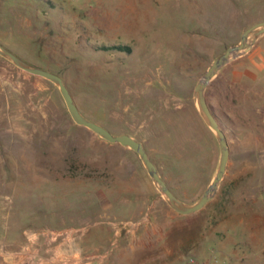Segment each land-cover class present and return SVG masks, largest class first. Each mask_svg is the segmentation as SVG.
Wrapping results in <instances>:
<instances>
[{"label":"rangeland","instance_id":"1","mask_svg":"<svg viewBox=\"0 0 264 264\" xmlns=\"http://www.w3.org/2000/svg\"><path fill=\"white\" fill-rule=\"evenodd\" d=\"M261 20L264 0H0V42L60 75L85 117L141 141L175 195L194 203L220 156L194 87ZM206 100L228 143L225 174L200 210L157 209L190 236L186 254L264 264V35L220 68ZM123 179L152 181L136 152L76 124L54 83L0 55V238L15 240V227L106 226L92 213L109 197L121 205ZM226 223L235 230L223 233Z\"/></svg>","mask_w":264,"mask_h":264},{"label":"crops","instance_id":"2","mask_svg":"<svg viewBox=\"0 0 264 264\" xmlns=\"http://www.w3.org/2000/svg\"><path fill=\"white\" fill-rule=\"evenodd\" d=\"M151 182L118 181L119 195L114 198L122 200L121 205L109 197L108 203L92 213L93 220L106 218L101 221L106 226L86 227L89 222L85 221L77 226L11 229L17 236L15 240L0 238V264H187L190 236L183 237L184 229L164 220L163 209H157L164 198ZM133 197L138 201L134 209ZM222 230L228 234L235 228L226 223ZM216 256L218 264H241L237 255Z\"/></svg>","mask_w":264,"mask_h":264},{"label":"water","instance_id":"3","mask_svg":"<svg viewBox=\"0 0 264 264\" xmlns=\"http://www.w3.org/2000/svg\"><path fill=\"white\" fill-rule=\"evenodd\" d=\"M263 35L264 20L255 22L245 28L241 33L239 42L228 46L221 55L214 58L206 71L203 73L202 78L196 83L194 87V95L198 111L205 121L206 125L213 132L220 150L216 172L209 185L203 191L198 200L194 203H186L175 195V193L171 190L166 181L160 175L156 164L149 157L147 150L141 141L135 139L127 133L113 134L104 126L85 117L79 111L68 87L66 86L60 75L24 60L22 57L15 54L1 42L0 55L21 70L31 75L43 77L54 83L58 87L66 104L67 110L76 124L91 130L108 142L118 143L136 152L141 159L142 164L144 165L149 177L151 178L155 187L167 202V204L173 210L180 214H189L200 210L208 201L212 199L214 193L218 189L220 181L225 174L229 159V148L226 136L224 131L220 127L217 118L215 117L210 106L207 103L206 88L210 81L217 75L221 67L229 63L235 57L249 51V49L255 44V42Z\"/></svg>","mask_w":264,"mask_h":264},{"label":"built area","instance_id":"4","mask_svg":"<svg viewBox=\"0 0 264 264\" xmlns=\"http://www.w3.org/2000/svg\"><path fill=\"white\" fill-rule=\"evenodd\" d=\"M187 264H218L219 260L216 256V254L210 255L209 258L204 259V260H199L193 255L189 256L187 259Z\"/></svg>","mask_w":264,"mask_h":264}]
</instances>
